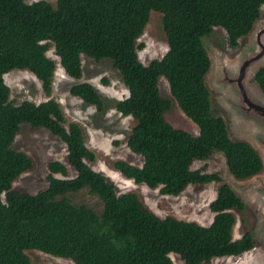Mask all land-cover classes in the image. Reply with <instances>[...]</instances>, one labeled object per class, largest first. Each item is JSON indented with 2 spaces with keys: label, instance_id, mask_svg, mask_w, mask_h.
I'll list each match as a JSON object with an SVG mask.
<instances>
[{
  "label": "trees",
  "instance_id": "1",
  "mask_svg": "<svg viewBox=\"0 0 264 264\" xmlns=\"http://www.w3.org/2000/svg\"><path fill=\"white\" fill-rule=\"evenodd\" d=\"M263 7L264 0H57L55 7L43 0H0V264H30L25 252L31 250L73 264H173L171 254L184 264H209L252 250L249 231L233 239L234 212L244 213L243 201L218 174L192 170V165L220 153L238 181L263 170L259 154L248 142L231 140L226 123L212 109L205 84L210 60L203 45L214 28H221L227 46L236 49ZM151 12L162 16L168 49L144 65L137 40ZM50 49L71 79L82 77V56L109 62L118 73L128 96L114 108L135 121L126 144L142 158L140 167L114 162L112 168L122 177L174 197L191 185L219 184L209 205L214 216L208 227L160 218L134 192L118 195L113 183L87 165L96 157L85 132L75 123L64 126L55 100L10 101L4 76L15 70L31 73L50 96L57 69L47 57ZM161 78L198 135L166 121L171 100L160 94ZM253 81L264 95V67ZM70 94L99 112L104 109V100L88 83L73 85ZM22 125L58 138L75 176L69 178L64 164L52 162L45 190L35 195L13 190V183L32 168L30 158L13 149ZM82 189L101 201L100 213L71 201L69 195Z\"/></svg>",
  "mask_w": 264,
  "mask_h": 264
},
{
  "label": "rangeland",
  "instance_id": "2",
  "mask_svg": "<svg viewBox=\"0 0 264 264\" xmlns=\"http://www.w3.org/2000/svg\"><path fill=\"white\" fill-rule=\"evenodd\" d=\"M43 1L55 7L57 0ZM161 18L159 13L151 12L149 22L137 40V44L141 46L137 51L138 58L144 65L161 59L167 52ZM263 29L264 7L252 31L239 41L236 49L227 46L226 34L221 28H214L203 40L210 60L205 84L211 95L212 109L226 123L230 139L248 142L263 162V170L260 174L242 181L232 177L220 153H214L205 161L193 163L192 170L218 174L222 182L229 185L243 201L244 213L234 212L237 222L233 230V239L237 240L244 232L249 231L255 242L252 250L239 257L214 259L209 264H264V124L261 122V113L257 112L255 107L242 102L235 84L244 61L258 55L261 48H264V33L260 34ZM47 57L57 63L50 96L44 94L40 82L31 73L15 70L4 76V82L10 91V101L20 105L24 101L39 104L48 99L55 100L62 108L65 117L64 126L75 123L85 132L86 145L96 157L94 162H87V165L113 183L118 195L134 192L144 205L160 218L172 216L208 227L214 216L209 205L215 199L219 184L191 185L176 197L164 196L158 189L151 190L144 185L134 184L112 168V164L116 161H124L140 167L142 158L131 153L127 147V139L135 126V121L115 111L114 104L125 99L128 92L110 63L95 62L82 56V77L80 80H74L65 75L53 49L47 52ZM261 67H264V54L246 69L243 87L249 100L257 107L264 108V96L253 81L254 74ZM78 83H88L97 90L104 100L102 112L70 94V89ZM158 86L161 96L171 100V107L165 114L166 121L176 129L184 130L194 136L198 135L197 127L172 100L166 80L161 78ZM13 149L24 153L32 161V168L13 183L12 188L15 191L35 195L45 190L48 186V165L52 162L64 164L69 178L75 176V172L66 163L65 145L45 129L22 125L15 138ZM55 177L62 179L60 175ZM69 197L73 203L86 205L96 213L102 210L101 201L88 189H82ZM25 254L30 264H73L69 260L35 250L27 251ZM170 258L173 264H184L175 254H171Z\"/></svg>",
  "mask_w": 264,
  "mask_h": 264
},
{
  "label": "water",
  "instance_id": "3",
  "mask_svg": "<svg viewBox=\"0 0 264 264\" xmlns=\"http://www.w3.org/2000/svg\"><path fill=\"white\" fill-rule=\"evenodd\" d=\"M264 33V29L261 30L260 34H263ZM259 43V42H258ZM264 54V48L262 47L261 48V52L258 54V55H255L247 60L244 61V63L241 65L240 69H239V73H238V77L236 78V87L238 88V91L241 95V99H242V102L249 105V106H252V107H255L257 110V112L261 113V122L264 124V108L263 107H257L256 105H254L248 98L247 96V93L245 91V88L243 87V79L245 77V71L246 69L248 68V66L252 63V62H255L257 59H259L260 57H262ZM258 71V70H257ZM256 71V72H257ZM255 75V74H254ZM242 88V89H241ZM262 93V92H261ZM263 95V94H262ZM264 96V95H263ZM254 149V148H253ZM255 150V149H254ZM256 151V150H255ZM257 152V151H256ZM263 163V162H262Z\"/></svg>",
  "mask_w": 264,
  "mask_h": 264
},
{
  "label": "flooded vegetation",
  "instance_id": "4",
  "mask_svg": "<svg viewBox=\"0 0 264 264\" xmlns=\"http://www.w3.org/2000/svg\"><path fill=\"white\" fill-rule=\"evenodd\" d=\"M242 89V88H241Z\"/></svg>",
  "mask_w": 264,
  "mask_h": 264
}]
</instances>
